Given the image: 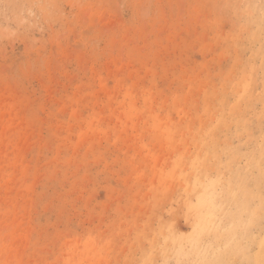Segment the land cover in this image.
Segmentation results:
<instances>
[{"label": "rangeland", "instance_id": "rangeland-1", "mask_svg": "<svg viewBox=\"0 0 264 264\" xmlns=\"http://www.w3.org/2000/svg\"><path fill=\"white\" fill-rule=\"evenodd\" d=\"M0 264H264V0H0Z\"/></svg>", "mask_w": 264, "mask_h": 264}]
</instances>
